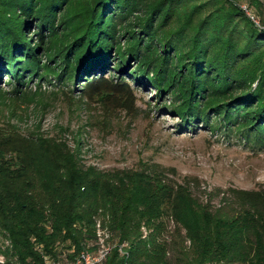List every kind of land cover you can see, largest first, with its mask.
Wrapping results in <instances>:
<instances>
[{
	"label": "trees",
	"instance_id": "1",
	"mask_svg": "<svg viewBox=\"0 0 264 264\" xmlns=\"http://www.w3.org/2000/svg\"><path fill=\"white\" fill-rule=\"evenodd\" d=\"M68 2L0 0V72L29 58L34 29H56L53 16ZM74 4L58 21L74 68L91 71L114 58L121 70L169 89L182 119H202L208 109L264 136L261 17L254 21L230 0ZM84 166L54 138L0 132V264H84L85 255L98 253V244L83 248L96 238L99 206L91 195L93 166ZM142 174L102 186L113 244L87 264H264V188H229L232 208L199 200L158 169Z\"/></svg>",
	"mask_w": 264,
	"mask_h": 264
},
{
	"label": "rangeland",
	"instance_id": "2",
	"mask_svg": "<svg viewBox=\"0 0 264 264\" xmlns=\"http://www.w3.org/2000/svg\"><path fill=\"white\" fill-rule=\"evenodd\" d=\"M230 1L241 8L244 4L263 24L264 0ZM74 2L55 12V31L39 35L29 24L25 33L34 29L29 58L21 56L17 69L0 72V132L54 138L82 166H93L91 195L99 204L93 215L96 238L83 242L85 250L90 244H113L102 186L114 179L158 169L169 182L188 185L199 200L232 208L229 188H264L262 133L236 120L226 122L221 113L213 115L208 109L202 110L209 112L202 119H182L169 89L121 70L114 58L84 72L66 61L68 36L58 21L72 11ZM167 226H173L170 219ZM140 230L141 235L147 232L143 225Z\"/></svg>",
	"mask_w": 264,
	"mask_h": 264
},
{
	"label": "built area",
	"instance_id": "3",
	"mask_svg": "<svg viewBox=\"0 0 264 264\" xmlns=\"http://www.w3.org/2000/svg\"><path fill=\"white\" fill-rule=\"evenodd\" d=\"M242 8L251 18H253L254 21L256 20V17H253V13L250 12V9H248V7H246L243 4ZM104 252H105V250L100 248L98 250V253L96 255H94V256L85 255L84 256V262H85L84 264L89 263V261H91V260L98 259L100 256H102L104 254ZM45 264H61V263L59 261H55V260L49 259V260H47L45 262Z\"/></svg>",
	"mask_w": 264,
	"mask_h": 264
}]
</instances>
